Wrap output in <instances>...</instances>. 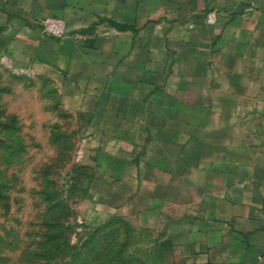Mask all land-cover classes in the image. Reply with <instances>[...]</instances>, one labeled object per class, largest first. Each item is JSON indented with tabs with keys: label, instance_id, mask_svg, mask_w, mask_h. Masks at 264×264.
I'll use <instances>...</instances> for the list:
<instances>
[{
	"label": "crops",
	"instance_id": "obj_1",
	"mask_svg": "<svg viewBox=\"0 0 264 264\" xmlns=\"http://www.w3.org/2000/svg\"><path fill=\"white\" fill-rule=\"evenodd\" d=\"M3 57L96 121L169 256L264 264V0H0Z\"/></svg>",
	"mask_w": 264,
	"mask_h": 264
},
{
	"label": "rangeland",
	"instance_id": "obj_2",
	"mask_svg": "<svg viewBox=\"0 0 264 264\" xmlns=\"http://www.w3.org/2000/svg\"><path fill=\"white\" fill-rule=\"evenodd\" d=\"M12 79L0 86V264H185L138 217L96 121L47 80Z\"/></svg>",
	"mask_w": 264,
	"mask_h": 264
},
{
	"label": "built area",
	"instance_id": "obj_3",
	"mask_svg": "<svg viewBox=\"0 0 264 264\" xmlns=\"http://www.w3.org/2000/svg\"><path fill=\"white\" fill-rule=\"evenodd\" d=\"M205 21L209 25H213L217 21V13L215 11L206 15ZM42 33L50 38L63 39L66 34V25L64 21L57 18H46L40 21ZM1 64L5 66L13 76L18 78H32L34 73L30 69L15 67L7 57L1 59Z\"/></svg>",
	"mask_w": 264,
	"mask_h": 264
},
{
	"label": "trees",
	"instance_id": "obj_4",
	"mask_svg": "<svg viewBox=\"0 0 264 264\" xmlns=\"http://www.w3.org/2000/svg\"><path fill=\"white\" fill-rule=\"evenodd\" d=\"M123 255V253L121 254V256ZM119 264H125L126 262L122 261L121 258L119 259Z\"/></svg>",
	"mask_w": 264,
	"mask_h": 264
}]
</instances>
